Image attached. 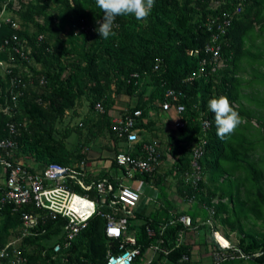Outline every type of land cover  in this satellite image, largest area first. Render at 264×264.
<instances>
[{"label": "trees", "instance_id": "1", "mask_svg": "<svg viewBox=\"0 0 264 264\" xmlns=\"http://www.w3.org/2000/svg\"><path fill=\"white\" fill-rule=\"evenodd\" d=\"M16 1L20 8L11 20L18 23L19 29L3 23L0 44L17 36L29 42L32 52L30 63L20 59L12 63L17 66L11 68L12 73L19 74L24 83L18 89L21 96L15 110L10 107L9 77L0 72V141L10 137L8 124L14 123L18 129L11 159L16 162L27 158L38 164L37 169L51 163L78 164L86 160L89 146L80 141L67 149L65 141L71 132L84 129L88 143L106 139L113 143L116 154L119 147L136 157L140 144L128 145L125 139L118 138L109 116L112 110L123 113L124 109L115 107L120 98L134 100L127 109L141 111L136 128L142 141L151 143L165 136L161 161H173L164 174L142 177L161 189L159 206L148 215L138 211L132 216L122 215L129 230L133 229L132 221L141 220L135 232L139 255L134 264H141L147 249L159 240L167 254H156L149 264H178L184 256L190 259L187 264H202L191 261L194 245L187 230L175 221L184 212L174 213L167 199L168 177L174 178L178 196L196 199L195 210L201 211V203L213 207L214 220L222 234L228 239L234 234L236 246L244 254L261 253L250 258V264H264V230L246 229L252 218L264 224V105L253 107L254 98L264 93V80L258 78L264 75V0H155L146 20L117 17L118 27L108 39L100 38L96 31L103 12L95 0ZM4 2L0 0V11ZM11 4L12 1L8 10ZM237 7L241 8L238 14ZM227 16L231 17L230 25L223 27ZM39 36L43 37L41 41L37 40ZM213 44L220 47L223 62L215 70L212 55L204 49ZM0 61L10 60L0 52ZM167 90L178 94L179 104L184 106L182 128L165 129L166 125L156 121L163 115L158 103L164 100ZM220 95L229 98L243 120L224 139L217 136L214 113L208 108V101ZM83 101L88 108L85 119L59 135L57 124L68 114L70 120L74 118L76 107L80 108ZM7 103L8 113L4 112ZM97 104L102 113L95 112ZM204 121L209 123L200 160L204 180L193 188L183 183V175L190 169L192 146L203 137ZM111 161V167H116L114 159ZM106 177L107 173L101 172L95 180ZM1 191L0 185V197ZM74 192L84 191L75 187ZM87 194L97 195L94 190ZM23 208L34 211L32 206ZM198 214L189 212L192 225L197 224ZM64 224L61 218L47 220L36 227L40 232L37 237L21 240L18 250L27 264H103L108 244L115 250V241L109 243L104 235L105 219L94 214L70 244L54 254V244H63ZM21 226L19 213L11 206L0 205V250L12 235L20 234ZM148 228L154 236L147 234ZM181 233L184 240L178 244ZM200 246H206L203 240ZM243 263L238 259L222 264Z\"/></svg>", "mask_w": 264, "mask_h": 264}, {"label": "built area", "instance_id": "2", "mask_svg": "<svg viewBox=\"0 0 264 264\" xmlns=\"http://www.w3.org/2000/svg\"><path fill=\"white\" fill-rule=\"evenodd\" d=\"M12 1V10L17 11L20 6L16 0H5L0 11V27L3 23L9 24L12 29L18 30L19 25L16 21H12L6 15V7ZM241 8L237 7L235 12L240 13ZM231 17L223 21V27L230 25ZM42 36L37 38L42 40ZM215 39L213 38L212 41ZM206 53L212 55L215 63V69H219L223 62L220 58V47L218 45H207L204 47ZM0 52L8 55L7 61H0V72L2 75L9 77V96L10 107L15 110L18 104V97L21 96L19 88L24 86L19 74H13L11 68H17L15 60H21L24 63H30V54L32 52L29 42L26 39H18L13 36L10 39L4 40L0 44ZM191 54V53H189ZM157 67H155L156 69ZM192 78H189L191 81ZM43 83V82H41ZM163 113L174 111L177 120L173 122L172 128H182L184 121L182 113L184 106L179 104V95L173 90H167L164 93V100L158 103ZM96 112H103L100 105L95 108ZM4 112H9V104L4 107ZM141 116L140 110L129 112L127 108L123 113L116 115L111 122V129L118 138H125V141L131 144L140 143L139 129L136 128V119ZM203 122L202 131L203 137L199 139L191 148L190 154V169L183 175V183L193 188L204 180V174L200 165V160L204 153L206 145L205 134L209 128V123ZM169 123V122H168ZM10 137L0 141V185L2 187L0 205L11 206L15 212L19 213L22 221L20 234L13 237L0 250V264H27V259L19 253V243L23 238L36 236L39 231L36 227L39 223H45L47 220H55L61 218L65 221L62 226L63 246L66 247L83 229L89 217L94 214L103 217L106 220L104 234L107 241L117 242V252H112L111 245L108 244V251L103 264H134L136 257L139 255V250L135 248L136 241L133 236L126 235L127 227L123 217L118 219L115 215L110 213H102L100 210L101 199L102 202L109 208L120 206L122 215L129 216L132 208L137 206L140 200V193L130 186L123 183L118 184L117 192L113 193V186L106 179L85 182L86 177V162L81 161L73 166H63L56 163L44 165L42 169H33L27 167L22 162H14L11 157L17 147L14 140L18 129L14 123L8 124ZM159 143L152 141L151 143L142 144L139 149V156L133 157L130 154H117L114 157L117 166H124L125 171L123 179L132 180L136 175L152 174L158 168L163 166L160 152L158 149ZM171 160V159H170ZM172 161V160H171ZM78 187L82 194L74 192V188ZM94 190L97 193L96 197H89L88 192ZM194 200V197L190 198ZM101 201V202H100ZM86 203L84 208L82 203ZM73 205H77L79 211ZM32 206L34 211L27 212L23 207ZM76 206V207H77ZM209 217L205 221L208 226L210 234V243L212 248V262L211 264H222L226 261H233L236 259H250L257 257L261 253L246 255L228 238L222 235L219 231V226L214 220V209L207 208ZM175 221L181 223L185 229H191L192 223L189 216L180 215ZM174 220L170 222L173 224ZM164 229V227H163ZM41 232H44L42 230ZM181 236L179 242L181 241ZM161 243V242H160ZM60 245L53 246V253L60 252ZM153 251L157 253L167 254V250L161 248L159 245L153 247ZM188 258L183 259L178 264H187Z\"/></svg>", "mask_w": 264, "mask_h": 264}, {"label": "crops", "instance_id": "3", "mask_svg": "<svg viewBox=\"0 0 264 264\" xmlns=\"http://www.w3.org/2000/svg\"><path fill=\"white\" fill-rule=\"evenodd\" d=\"M130 103H135V101L134 102H132V101H123L121 103V105H120L119 108L125 109V108H127V105L130 104ZM81 105H82L81 108L84 107V101L81 103ZM97 105H99V104H97ZM97 105H95V108H96ZM160 111H161V109H160ZM114 112L115 113H118L117 115H119V111H117V110L116 111L115 110L113 111L112 110L111 111V114H109V116L111 118V122H112V119L114 118L113 117V113ZM162 114H165V113L162 112ZM168 122L169 121H167L166 123H168ZM138 135H139V140H140V143H139L140 144L139 149H140L141 146H142V144H146V143H149V142H143L142 141V138H141V135L140 134H138ZM120 139H122V138H120ZM123 139H125V138H123ZM153 141H157L159 143L158 149H159V152L161 154V148H162L163 143L165 142V136H161L160 135V137L154 138ZM112 147H113V143L110 142V145H107V140L104 139V145L99 149V153L90 150V148L87 150V156H86V160H85V162H86V177H85V179L86 180H89L90 182L97 181V180H95V177L97 175H99L101 172H105V173H107V177L104 178V179L108 180V182L111 183V185L113 186V193L117 192L118 184L119 183H123L124 185L129 186V183H132L134 181H137L139 184H141V187L142 188H143V185H149L150 187H155L157 189L156 194L153 197H150V200L151 201H150V203H149V205L147 207V212L145 213V215H148L149 213H151V211H153L155 208H157L159 206V204L161 202V199H160L161 198V192L158 191V187L157 186H154L151 183L145 182L143 180V178H142L144 175H142V176L136 175L132 180H126V179L124 180L123 179V175H124L123 173H124L126 167H124V166H117V165H116V167H111L112 166V161L111 160H113L114 157H115V155H117V154H130L131 155V153H127V152L125 153V152H123L125 150H121L118 147V149H117L118 150V153L116 154L117 151L115 152L114 150H112V149H114V147L113 148ZM139 149H138V156L140 155ZM89 153L91 155H89ZM25 160H28V159L27 158H24V161L23 160H20V162H22L23 164H25ZM28 161L31 162L33 165L35 164L37 167H39L38 164L34 163V161H32V160H28ZM172 164H173V161H171V160L169 161V163H165V161H164L162 167L158 168L156 171H154V173H152V174H146V175L151 176V175H155V174H164V172L166 171V170L163 169L164 165H167L170 168L172 166ZM29 168H31V167H29ZM171 180H172L173 183L170 182ZM167 182H168V185H167L168 188L171 186L170 189L172 190V195H174V194L176 195V198L174 199L175 201H173L171 203V204H173L174 209H175L174 213L179 214L177 212H184L183 214H180V215L189 216V212H193V213H198L199 212V214L196 216V223L197 224L196 225H192V228L191 229H186L187 232H188V234H189V237H190L189 240L194 245L193 250H192V258H191V261H199L202 264H211V262L213 260L212 255H211L212 254L213 244L210 243V237H209L210 231H209L208 226L205 224V221L209 217L208 210H207L208 205H206L205 203H201V208H200L201 211L195 210L194 209V204H195L196 199L194 198V200H190V198H188L186 196V197H184V199H185L184 200L183 198H181L180 196H178V194H177V188H176V184H175L174 178L168 177L167 178ZM1 183L2 182L0 181V184ZM126 183H128V185ZM170 189H168V191ZM135 190H137V189H135ZM138 192L140 193V200L137 203V206L134 207V208H132V212H131V214L129 216H132L135 211L136 212L138 211V213H141V212H139L140 211V208H141L140 205L143 204V203H145L146 201H149L148 200V197L145 195L146 192L144 191V189H140V191H138ZM172 198H173V196H172ZM101 201L102 202H106L105 199H101ZM102 202H101V205H100V210L102 211V213H105V212L106 213H110V214L115 215L118 219H121V217H122V209H121L120 206L109 208L106 205H104ZM211 208H213V207H211ZM203 214H206L207 215L206 219H204ZM180 215H178V216H180ZM190 219H191V217H190ZM105 223H106V220H105ZM126 227H127L126 235L133 236L135 238V232H136V230H137L138 227L137 228L134 227V230H132L130 232H129V226H127V224H126ZM163 227L164 226L161 227V231L164 230ZM104 228H105V224H104ZM201 228H203V233L202 234L199 232V230ZM41 233H43V232H41ZM39 234H40V232H39ZM147 234L150 237L151 236H154L153 231L151 229H149V228L147 229ZM17 235L18 234L12 235L8 241L12 240L13 237H15ZM38 235H36V236H30V237H37ZM180 236L182 238H181V241L179 242ZM61 237L63 238V233L61 234ZM200 237H202V238H200ZM183 240H184V237H183V235L181 233V234H179V237H178V244L182 243ZM202 240H203V243L206 244V246H200V242H202ZM135 241H136V238H135ZM62 243H63V241H62ZM55 244H59L61 248L63 246L60 243H55ZM161 244H162V241L159 240L156 245H159L161 247ZM114 245H115V250L117 252V242H114ZM153 247L154 246H152V247H150V248L147 249L146 253L144 254V258H143V261H142L141 264H149L154 259V257L156 256V254H158L157 252H154L153 251ZM135 248H136V246H135ZM115 250L114 251L112 250V252H115ZM107 251H108V249H107ZM184 257H186V256H184ZM236 260H238V259H236ZM241 260H244V262H248L251 259H241ZM189 261H190V259L188 258V263H189Z\"/></svg>", "mask_w": 264, "mask_h": 264}, {"label": "rangeland", "instance_id": "4", "mask_svg": "<svg viewBox=\"0 0 264 264\" xmlns=\"http://www.w3.org/2000/svg\"><path fill=\"white\" fill-rule=\"evenodd\" d=\"M13 13L14 11L12 10V5H11V9L8 10V7H6V15L5 16H8L10 19L11 17L13 16ZM248 76V75H247ZM255 76H257V74H255ZM259 80L262 82L264 80V75H260L258 76ZM249 91V90H248ZM260 100H263V101H260ZM124 100H122V98H120L119 101L116 102V106L115 107H119L120 104L123 102ZM132 102H134V100H132ZM254 106L255 108H258V106H260V104H263L264 105V93H262L261 95H258L254 98ZM134 103H130V105L132 106ZM77 109V115L74 116V118H72L70 120V116H65V118L63 119L62 123L61 124H57V130H58V133L59 135H61L62 131L66 128H74L76 126L79 125V123L85 119L86 115L88 114V108H87V103L86 101H84V107H76ZM259 109V108H258ZM116 111V110H115ZM72 114V112H69ZM115 113V112H114ZM113 113V117H115L118 113ZM111 114V112L109 113ZM177 120V117L175 116V114L173 112H169L167 114H163L162 117L159 119H156V121L162 126V125H166L167 127H165V129H173L171 128L173 122H175ZM167 121H169V123H166ZM253 123H255L253 121ZM88 132L86 129L82 130L81 132H76V131H73L69 134V136L67 137V140L65 141V146L67 149H72L74 147V145L77 143V142H80L81 141V144H83L84 146H89L90 150L94 151V152H98L99 153V149L104 145V139L102 138H99L97 139L96 141H91L90 143H88ZM57 133H56V135ZM107 145H110V141H107ZM124 152V151H123ZM89 155H91L89 153ZM169 159L165 161V163H169ZM25 164L33 169H37L38 167L34 164H32L31 162H29L28 160H25ZM169 168V166L167 165H164L163 169L164 170H167ZM170 180V179H169ZM172 182V180L170 181ZM173 183V182H172ZM128 185V183H126ZM129 186H131L133 189H137L138 191H140V189H144V191L146 192V196L148 197V200L149 201H146L145 203L141 204L140 205V211L141 213L145 214L147 212V207L150 203V197H153L155 194H156V191L157 189L155 187H150L149 185H143V188L141 187V184H139L137 181H134L132 183H129ZM140 188V189H139ZM171 186L168 188H166V194H167V199L170 200V202L172 203L173 201H175L174 199L176 198V195H172V190L170 189ZM168 189H170L168 191ZM158 191L161 192V189L158 188ZM171 191V192H170ZM173 196V198H172ZM161 199V198H160ZM82 203V207L81 208H84V206L86 205V203L84 202H81ZM77 206V205H76ZM75 205H73V207L79 211V208L78 206L76 207ZM141 220H134L131 222V226L133 227L132 230H134V227L137 228L138 225L140 224ZM217 225V224H216ZM246 229L250 230V231H255V232H261L264 230V224L262 222V220H255L254 218H252L250 221L247 222L246 224ZM132 230H129L132 231ZM219 230L221 231V229L219 228ZM199 232L202 234L203 233V228H201L199 230ZM230 240L233 242V243H237V239L235 237L234 234H231L230 236ZM49 242H52V240H50ZM243 264H250V262H244Z\"/></svg>", "mask_w": 264, "mask_h": 264}, {"label": "clouds", "instance_id": "5", "mask_svg": "<svg viewBox=\"0 0 264 264\" xmlns=\"http://www.w3.org/2000/svg\"><path fill=\"white\" fill-rule=\"evenodd\" d=\"M95 3L103 12V21L97 22L99 27L96 31L100 38L108 39L110 35H114L113 29L118 27L115 23L117 17L134 16L137 21L146 20L155 0H95ZM208 108L214 113L216 134L220 139L233 134L243 122L239 112L225 95L210 99Z\"/></svg>", "mask_w": 264, "mask_h": 264}]
</instances>
